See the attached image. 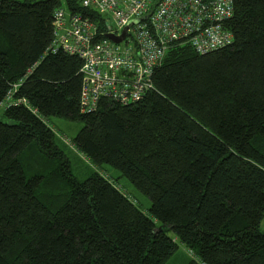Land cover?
Segmentation results:
<instances>
[{
    "label": "trees",
    "instance_id": "trees-1",
    "mask_svg": "<svg viewBox=\"0 0 264 264\" xmlns=\"http://www.w3.org/2000/svg\"><path fill=\"white\" fill-rule=\"evenodd\" d=\"M233 1L231 46L175 44L154 90L87 114L82 60L51 51L53 16L67 7L101 38L105 17L81 0H0V264H165L176 240L187 264H264V0ZM50 117L82 122L74 147L148 197V214L100 172L74 177ZM31 153L57 170H31Z\"/></svg>",
    "mask_w": 264,
    "mask_h": 264
},
{
    "label": "built area",
    "instance_id": "built-area-1",
    "mask_svg": "<svg viewBox=\"0 0 264 264\" xmlns=\"http://www.w3.org/2000/svg\"><path fill=\"white\" fill-rule=\"evenodd\" d=\"M81 4L105 17V36L100 37L90 18L60 7L53 16L51 51L60 49L82 60V113L97 111L101 100L122 106L141 100L154 90V71L175 44L190 45L204 55L234 43L225 26L234 15L233 0H81ZM133 20L138 22L122 42L106 37L120 35Z\"/></svg>",
    "mask_w": 264,
    "mask_h": 264
},
{
    "label": "rangeland",
    "instance_id": "rangeland-1",
    "mask_svg": "<svg viewBox=\"0 0 264 264\" xmlns=\"http://www.w3.org/2000/svg\"><path fill=\"white\" fill-rule=\"evenodd\" d=\"M5 106H0V120L8 121L4 116ZM46 122L53 128L56 134L57 143L64 149L71 165V171L74 177L78 180L83 181L87 179L93 172H100L106 178L114 182L123 192L127 193L137 204V206L148 214L151 206V202L142 193H140L126 178L121 176V173L117 171L110 165L93 164L85 155L79 152L73 145V139L83 128L84 124L82 122H72L63 118L50 117ZM34 146V144H33ZM31 161L29 162L31 170H36V172L48 174L53 173L58 168V162L56 160H47V163L40 164L39 157L34 153H31ZM28 176H31L28 174ZM55 179H51L50 182H46L45 185L40 189V193L46 196H53L56 194L55 190H52L51 182ZM47 201V200H46ZM48 204V201L46 202ZM261 229L264 230V219L261 223ZM170 237L175 238V234L172 231H167ZM178 243V249L169 258L165 264H187L190 260L194 258L193 253L182 243L176 240Z\"/></svg>",
    "mask_w": 264,
    "mask_h": 264
},
{
    "label": "water",
    "instance_id": "water-1",
    "mask_svg": "<svg viewBox=\"0 0 264 264\" xmlns=\"http://www.w3.org/2000/svg\"><path fill=\"white\" fill-rule=\"evenodd\" d=\"M138 22V20H133L130 24H128V26H126L122 33L120 35H115L113 33H107L106 37L109 38L110 40H112L115 43H120L124 40L125 36L128 33V30L131 26H133L134 24H136ZM158 230H162V228H159Z\"/></svg>",
    "mask_w": 264,
    "mask_h": 264
},
{
    "label": "crops",
    "instance_id": "crops-1",
    "mask_svg": "<svg viewBox=\"0 0 264 264\" xmlns=\"http://www.w3.org/2000/svg\"><path fill=\"white\" fill-rule=\"evenodd\" d=\"M264 231V230H263Z\"/></svg>",
    "mask_w": 264,
    "mask_h": 264
}]
</instances>
